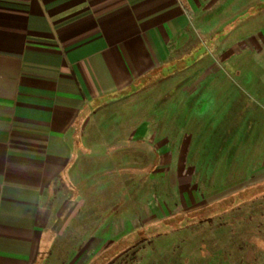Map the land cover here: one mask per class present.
Here are the masks:
<instances>
[{"label": "rangeland", "instance_id": "obj_1", "mask_svg": "<svg viewBox=\"0 0 264 264\" xmlns=\"http://www.w3.org/2000/svg\"><path fill=\"white\" fill-rule=\"evenodd\" d=\"M226 1L170 64L85 115L43 202L47 264H264L262 23L230 31L253 1Z\"/></svg>", "mask_w": 264, "mask_h": 264}, {"label": "crops", "instance_id": "obj_2", "mask_svg": "<svg viewBox=\"0 0 264 264\" xmlns=\"http://www.w3.org/2000/svg\"><path fill=\"white\" fill-rule=\"evenodd\" d=\"M252 1L230 31L262 23L260 52L264 0ZM222 3L0 0V264H47L43 202L68 178L85 115L170 64ZM112 228L94 244L105 246Z\"/></svg>", "mask_w": 264, "mask_h": 264}, {"label": "trees", "instance_id": "obj_3", "mask_svg": "<svg viewBox=\"0 0 264 264\" xmlns=\"http://www.w3.org/2000/svg\"><path fill=\"white\" fill-rule=\"evenodd\" d=\"M128 89H126L125 91H127Z\"/></svg>", "mask_w": 264, "mask_h": 264}]
</instances>
